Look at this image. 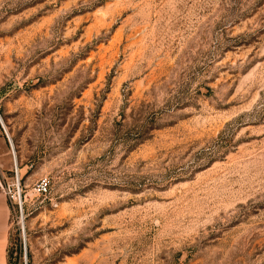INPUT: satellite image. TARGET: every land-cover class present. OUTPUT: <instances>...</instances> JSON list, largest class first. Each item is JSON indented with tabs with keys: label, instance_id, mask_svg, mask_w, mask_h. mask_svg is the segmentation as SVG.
Instances as JSON below:
<instances>
[{
	"label": "rangeland",
	"instance_id": "374dc122",
	"mask_svg": "<svg viewBox=\"0 0 264 264\" xmlns=\"http://www.w3.org/2000/svg\"><path fill=\"white\" fill-rule=\"evenodd\" d=\"M0 189L9 264H264V0H0Z\"/></svg>",
	"mask_w": 264,
	"mask_h": 264
},
{
	"label": "crops",
	"instance_id": "0c3cea01",
	"mask_svg": "<svg viewBox=\"0 0 264 264\" xmlns=\"http://www.w3.org/2000/svg\"><path fill=\"white\" fill-rule=\"evenodd\" d=\"M10 201L5 189H0V264H9Z\"/></svg>",
	"mask_w": 264,
	"mask_h": 264
},
{
	"label": "built area",
	"instance_id": "2783aa9c",
	"mask_svg": "<svg viewBox=\"0 0 264 264\" xmlns=\"http://www.w3.org/2000/svg\"><path fill=\"white\" fill-rule=\"evenodd\" d=\"M17 178H18V174H17ZM18 182L19 179H18ZM19 186V185H18ZM48 187H49V183L47 180H42L37 186L36 188L33 190V192H35L36 195H43L45 193L48 192ZM18 188V198L16 197V194H15V199L18 200V204L20 206V209L23 210V200H22V197H21V193L19 192L20 190V187H17ZM22 216H23V213H22Z\"/></svg>",
	"mask_w": 264,
	"mask_h": 264
},
{
	"label": "bare ground",
	"instance_id": "6f19581e",
	"mask_svg": "<svg viewBox=\"0 0 264 264\" xmlns=\"http://www.w3.org/2000/svg\"><path fill=\"white\" fill-rule=\"evenodd\" d=\"M2 120V119H1ZM2 124H3V120H2ZM3 126H4V124H3ZM4 128H5V126H4ZM10 137V136H9ZM11 143H12V141H11ZM12 149H13V151H14V153H15V147H14V144L12 143ZM15 161H16V163L18 164V162H17V157H16V154H15ZM20 190H21V188H20ZM21 192V191H20Z\"/></svg>",
	"mask_w": 264,
	"mask_h": 264
}]
</instances>
